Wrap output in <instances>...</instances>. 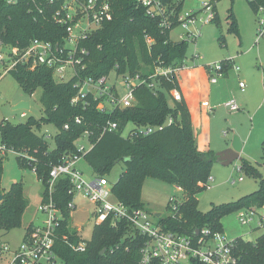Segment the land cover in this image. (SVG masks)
<instances>
[{
	"label": "trees",
	"instance_id": "16d2710c",
	"mask_svg": "<svg viewBox=\"0 0 264 264\" xmlns=\"http://www.w3.org/2000/svg\"><path fill=\"white\" fill-rule=\"evenodd\" d=\"M110 1L111 17L79 44L88 54L85 55L84 68L78 69V75L69 80H58L53 67L37 65L31 68L23 63H18L9 72L25 93L33 95L42 89L43 114L40 118L30 116L18 124L3 120L0 143L17 151L20 165L35 170L45 186L52 166L60 163L63 156L77 153L78 143L87 137L91 148L84 159L95 175L106 177L119 161L125 163V170L114 184L113 192L130 208L146 209L142 188L148 177H154L184 189L185 199L175 216L162 214L158 218L164 228L192 236L204 227L223 231L222 219L230 213L264 205V177L256 167L244 162L242 170L246 167L259 178L258 190L207 213L199 210L197 195L210 186L212 164L217 153L198 148L189 107L184 99L175 100L171 93L172 89L180 88L177 76L169 79L151 77L159 65L181 66L187 57L189 42L171 39L176 20L170 29H163L160 18L149 16L135 0ZM161 1L178 11L184 8V0ZM248 1L256 14L259 7L264 6V0ZM57 5L49 0H0V45L26 47L32 39L39 38L52 42L55 49L65 47L66 26L57 23L53 17ZM217 18L216 11L214 20ZM233 27L236 29L237 25L233 24ZM148 38L152 41L148 42ZM221 63L224 73L231 67L232 60L225 59ZM111 73H141L146 79L135 88L133 105L102 110L98 107L100 100L92 93L78 103H72L79 91L76 86L79 80L98 79ZM170 118L173 121L169 124ZM110 122H116L117 128L107 129ZM130 122L134 124L132 132L146 125H164V128L148 135L132 133L124 136ZM45 124L57 128L53 147L45 133H38ZM6 155L0 154V181ZM69 186L70 179L66 176L56 183L55 200L65 217L62 233L70 231L68 204L72 196L68 193ZM0 191H3L1 187ZM27 207L22 182L14 183L4 191L0 202V234L21 227ZM145 240L146 237L126 221H119L116 225L106 221L95 226L85 251L73 250L62 238L57 241L56 251L62 264H138ZM234 251L238 264H264V233L254 240L236 237Z\"/></svg>",
	"mask_w": 264,
	"mask_h": 264
},
{
	"label": "built area",
	"instance_id": "2783aa9c",
	"mask_svg": "<svg viewBox=\"0 0 264 264\" xmlns=\"http://www.w3.org/2000/svg\"><path fill=\"white\" fill-rule=\"evenodd\" d=\"M12 1V0H10ZM253 1V0H252ZM57 7L54 10V19L57 23L66 26V45L62 48H54L50 41L34 38L26 47H19L9 44L0 45V78L13 70L18 63L29 65L31 68L37 65L53 67L54 75L58 80H67L66 71L71 68L73 74L78 75V69L84 68L85 55L88 51L80 48L79 44L91 33L99 29L103 23L112 15L110 0H49ZM138 5L146 9V13L153 18H160V26L163 29H170L173 21L182 28L180 40L195 41L201 35L203 25L209 24L216 15V0H206L199 9H182L170 7L161 0H135ZM264 6H260L258 14L261 21L259 33L264 34ZM176 26V27H177ZM148 42L152 39L148 38ZM67 50V56H65ZM199 56V53L195 55ZM187 67L186 62L181 66H157L151 77L165 76L168 79L177 76V73ZM239 70V67H237ZM210 81L218 82V76L223 74L221 62L214 63L208 67ZM70 77V78H71ZM110 75H103L98 79L87 77L76 83L79 91L72 99V103H78L80 99L89 93L94 94L100 100L98 107L102 110L111 111L116 107H127L135 103V88L146 79L141 73L117 74L113 84L109 83ZM121 79V80H120ZM240 87H245V82L240 81ZM151 85V84H150ZM152 86V85H151ZM119 88L125 89L124 95H120ZM175 100H182V93L179 88L171 90ZM107 103L113 104L108 109ZM230 111L240 110V105L235 99L225 103ZM212 110V107L209 108ZM22 112V116H26ZM79 121V119H78ZM173 119H169V124ZM116 122H110L107 129L117 128ZM68 127V125H66ZM164 125H146L139 127L135 132L144 135L162 130ZM226 134V133H225ZM78 152L63 156L62 161L53 165L47 183L44 186L42 200L38 206L41 214L39 221L32 222L24 234L22 243L13 248L9 243L0 244L1 260L4 264H62V260L56 251L57 241L62 238L73 250L83 252L86 250L90 238L83 237V226L72 225L73 214L77 209L76 197L81 196L88 200L93 206L90 213L95 218L96 225L106 221H112L116 225L119 221H126L146 237L141 247V258L138 264H238V256L234 251L235 238H230L224 231L212 230L204 227L198 229V234H184L179 231L166 229L159 222L158 218L143 208H130L123 201L118 199L114 192V184H110L105 176L95 175L87 179L79 168V163L89 151L82 143H78ZM17 151L8 148L0 143V154ZM241 172L240 165L235 169ZM35 171V170H34ZM36 173V171H35ZM69 177L70 186L68 193L72 196L69 201L70 224L69 233H62L64 214L55 200L56 183L61 177ZM211 179V178H210ZM243 180V176H239ZM181 192V197L174 195L170 199L169 206L175 216L179 205L184 198V189L176 185ZM237 217L242 224L255 227L264 226V205H254L249 208H242L237 211ZM93 228V230H94ZM93 234V233H92Z\"/></svg>",
	"mask_w": 264,
	"mask_h": 264
},
{
	"label": "rangeland",
	"instance_id": "374dc122",
	"mask_svg": "<svg viewBox=\"0 0 264 264\" xmlns=\"http://www.w3.org/2000/svg\"><path fill=\"white\" fill-rule=\"evenodd\" d=\"M204 1L206 0H184V9H199ZM215 5L218 13L217 20L203 25L197 40H188L185 62L187 66L208 65L209 67L225 59L233 61L228 75H219V83L213 86L214 99L210 100V104L214 110L209 114V148L215 152L223 151L230 147L234 137L238 136L243 143V149L242 159L230 165H224L217 160L213 162L210 186L197 195L198 208L204 213L220 205L236 202L258 190L259 178L246 167L241 172H237L235 169L238 165L242 166L246 162L256 167L264 177V106L261 109V105L264 104V34L259 33L261 21L248 0H216ZM260 17L264 18V13ZM233 24L237 25L236 29ZM182 31L180 26L173 28L170 34L171 39L180 40ZM222 36L224 39H221ZM198 53L199 56L195 57ZM72 74L73 71L68 68L66 79L69 80ZM115 80V74L111 73L109 83L113 84ZM241 80L247 85L245 91L239 89ZM119 93L124 95L125 89L119 88ZM41 94V88L33 95L25 93L12 74H4L0 78V124L3 120L18 124L25 122L30 116L40 118L43 114ZM231 99H235L239 105L246 103L251 107L257 106L256 113H253L254 110L247 111L246 108L230 111L225 103ZM22 100L30 101L31 107L25 110L13 109V106ZM107 107L111 109L113 104L107 103ZM24 111L27 114L25 117L22 116ZM133 127L134 124L130 122L123 135H129ZM56 132L57 128L53 124H45L38 130L39 134H46L51 147L55 145L53 138ZM246 140L248 142L245 147ZM80 143L84 144L86 149L91 146L87 137L82 138ZM79 168L83 171L85 178L90 180L95 176L85 159L80 161ZM124 170L125 163L119 161L106 175L109 183H117ZM239 176H243V180H239ZM18 182H22L23 192L28 199L23 224L21 227L2 231L0 234V244L9 243L13 248L22 243L30 222L34 221L36 224L39 221L41 214L38 206L42 200L44 184L31 167L20 165L16 153L8 152L4 159L0 181L2 194ZM174 195L182 196L175 184L154 177H148L142 188L145 208L153 215L156 212H161L164 216L171 214L169 202ZM75 201L78 207L74 211L72 225L83 226V237L90 238L95 224V218L90 213L93 205L81 196L76 197ZM237 214L235 211L222 219L223 231L230 238L242 236L244 239L254 240L264 233V226L255 227L254 223L252 226L242 224Z\"/></svg>",
	"mask_w": 264,
	"mask_h": 264
},
{
	"label": "crops",
	"instance_id": "0c3cea01",
	"mask_svg": "<svg viewBox=\"0 0 264 264\" xmlns=\"http://www.w3.org/2000/svg\"><path fill=\"white\" fill-rule=\"evenodd\" d=\"M232 65H233V61H232ZM228 71L229 69L226 72H224L222 75L227 76ZM263 75H264V71H263ZM177 79H178L179 86H180L179 90L182 93V97H183L182 99L186 101L189 107L191 116H192V127H193L194 136L196 139V144L200 150H203V151L210 150L209 148V130H210L209 114L213 112L214 110V108H212V110L209 109L211 107L210 100L214 99V87L213 86L217 85L219 83V80L216 83H212L210 81L208 65H201V66H195V67L187 66L181 69L177 73ZM263 79H264V76H263ZM239 89L241 91H245V89H247L246 83H245L244 88L240 87V84H239ZM263 106L264 104L261 105V109L263 108ZM30 107H31V104H30ZM240 108H241L240 110H243V108H246L247 111H251V112H253L252 110H254L255 112L253 113H256L257 111V106L251 107L250 105L246 103L244 105L240 104ZM247 142L248 140L245 141V147L247 146ZM32 222H30V224Z\"/></svg>",
	"mask_w": 264,
	"mask_h": 264
},
{
	"label": "water",
	"instance_id": "95a60500",
	"mask_svg": "<svg viewBox=\"0 0 264 264\" xmlns=\"http://www.w3.org/2000/svg\"><path fill=\"white\" fill-rule=\"evenodd\" d=\"M29 108H30V101H28V100H22L13 106V109L25 110V109H29ZM242 149H243L242 141L240 140V138L238 136H235L230 147H228L227 149L217 153V159L216 160L221 162L224 165H230L234 161L242 159V157H241ZM2 199H3V194L0 191V202L2 201ZM154 215L156 217H160L162 215V213L156 212V213H154ZM198 232L199 231L197 230L196 233L198 234ZM104 252H105V249L102 251V253H104Z\"/></svg>",
	"mask_w": 264,
	"mask_h": 264
}]
</instances>
